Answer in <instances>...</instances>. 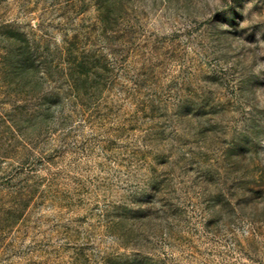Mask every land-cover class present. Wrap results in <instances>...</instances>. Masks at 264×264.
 Masks as SVG:
<instances>
[{
	"label": "rangeland",
	"instance_id": "1",
	"mask_svg": "<svg viewBox=\"0 0 264 264\" xmlns=\"http://www.w3.org/2000/svg\"><path fill=\"white\" fill-rule=\"evenodd\" d=\"M0 264H264V0H0Z\"/></svg>",
	"mask_w": 264,
	"mask_h": 264
}]
</instances>
